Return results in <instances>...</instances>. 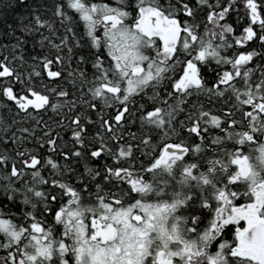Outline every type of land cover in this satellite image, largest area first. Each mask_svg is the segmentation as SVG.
<instances>
[{
    "label": "snow or ice",
    "instance_id": "6c2138e0",
    "mask_svg": "<svg viewBox=\"0 0 264 264\" xmlns=\"http://www.w3.org/2000/svg\"><path fill=\"white\" fill-rule=\"evenodd\" d=\"M18 6L0 264H264V0Z\"/></svg>",
    "mask_w": 264,
    "mask_h": 264
},
{
    "label": "trees",
    "instance_id": "16d2710c",
    "mask_svg": "<svg viewBox=\"0 0 264 264\" xmlns=\"http://www.w3.org/2000/svg\"><path fill=\"white\" fill-rule=\"evenodd\" d=\"M24 2L27 3L28 0H24ZM22 11H23L22 6H18L16 8V10L14 12H12L11 14L7 15V17H5L3 14H0V45H3L5 43L9 44V51H11V39H14V38H9L5 35V33L7 32L6 25L12 24L15 27L17 22H18L17 13L22 12ZM233 19H235L234 16H233ZM17 31H18V29H17ZM17 51H20V50H17ZM40 51H41V49L39 47L34 48L32 46L31 38L26 37V43L24 44L23 51L21 52V54L25 56V59H28V57L30 55H35V54L39 53ZM201 102H203V100H201ZM206 106L211 107V105H206ZM220 106H221V103L216 102V108L219 109ZM53 119L56 120V119H58V117L53 115ZM85 160H86V158H82L81 167L84 166ZM88 163L94 164L95 161H88Z\"/></svg>",
    "mask_w": 264,
    "mask_h": 264
}]
</instances>
